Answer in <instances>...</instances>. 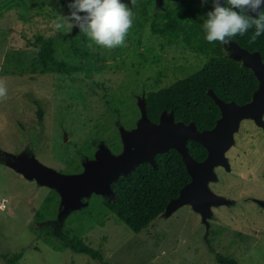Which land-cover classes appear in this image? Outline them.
I'll return each instance as SVG.
<instances>
[{"label":"rangeland","instance_id":"obj_1","mask_svg":"<svg viewBox=\"0 0 264 264\" xmlns=\"http://www.w3.org/2000/svg\"><path fill=\"white\" fill-rule=\"evenodd\" d=\"M173 1L183 0H136L135 7L122 0L134 13L133 25L125 46L106 49L89 48L76 27L55 29L72 0H0V80L7 87L0 99V253L23 250L19 264H219L213 247L237 264H264V126L253 118L239 121L224 152L227 164L213 167L208 187L224 201L211 204L206 217L183 204L134 232L106 207L112 193L93 191L79 207L64 210L61 192L24 170L32 162L76 175L100 148L120 154L122 134L137 127L146 93L202 68V54L180 40L162 47L146 21ZM141 3L149 12L137 33ZM36 38L52 40L57 60L87 69L33 73L28 42ZM223 48L231 58L237 52L232 44ZM34 98L43 109L41 122ZM68 237L100 250L102 259L74 252Z\"/></svg>","mask_w":264,"mask_h":264},{"label":"trees","instance_id":"obj_2","mask_svg":"<svg viewBox=\"0 0 264 264\" xmlns=\"http://www.w3.org/2000/svg\"><path fill=\"white\" fill-rule=\"evenodd\" d=\"M211 4V0L203 3L206 6ZM221 4L226 6V0H221ZM141 6L144 11L139 10L141 17L136 18L137 33L145 20L143 13L148 11V5L141 3ZM208 9L193 7L191 0H183L182 3L173 1L164 5L163 10L151 11L148 19L146 18L152 31L160 36L162 47L180 40L205 57V62L199 70L146 93V114L153 122H158L161 113L165 111L172 114L176 121L194 123L200 131L211 129L220 117V109L210 92L224 102L244 104L252 99L254 91L258 88V79L250 67L226 56L224 45L219 42L210 44L206 41L202 23L209 12ZM253 31L254 29H250L244 36L234 37L233 41L249 52H259L264 63V35L258 37L255 43H250ZM28 44L34 47V56L31 59L33 73L70 74L87 69L83 64L57 60L51 39L36 38ZM33 101L38 106L36 114L41 122L43 109L38 99L34 98ZM186 146L196 161H202L207 156V149L195 140L188 139ZM190 180L191 176L180 152L170 147L155 154L154 164L148 161L140 162L129 173L120 175L113 181V198L105 205L119 221L132 231L139 232L165 212L168 203L179 195L181 188ZM65 244L74 252L102 259L100 250L76 237H68ZM209 251L219 264L238 263L234 257L224 255L213 247H210ZM22 255L23 250H18L11 254L0 253V258L5 264H19Z\"/></svg>","mask_w":264,"mask_h":264},{"label":"water","instance_id":"obj_3","mask_svg":"<svg viewBox=\"0 0 264 264\" xmlns=\"http://www.w3.org/2000/svg\"><path fill=\"white\" fill-rule=\"evenodd\" d=\"M231 44L237 49L232 59L243 58L246 62L243 65L252 69L259 84L252 99L244 104L224 102L210 92L220 109V117L211 129L200 131L194 123L185 124L176 121L172 114L165 111L161 113L158 122H153L146 114L144 101L137 127L129 133L122 134L124 149L120 154L112 155L107 149L100 148L88 168L76 175H62L30 162L27 169H24L26 175L41 177L44 182L54 185L62 194L64 210H68L79 207L81 197L93 191L102 194L112 193L111 183L116 181L121 173L126 175L140 162L148 161L154 164L155 154L172 147L180 152L191 180L181 188L179 195L168 203L165 212L168 213L180 205L189 203L193 209L206 217L211 204H220L224 201L210 191L208 182L214 178L213 167L227 164L224 152L232 143L233 132L238 129L239 121L250 117L257 124L264 126L262 119L264 63L259 52H249L235 41ZM188 139L201 143L207 149L204 160L196 161L191 157L186 146ZM261 203L264 205V201Z\"/></svg>","mask_w":264,"mask_h":264},{"label":"clouds","instance_id":"obj_4","mask_svg":"<svg viewBox=\"0 0 264 264\" xmlns=\"http://www.w3.org/2000/svg\"><path fill=\"white\" fill-rule=\"evenodd\" d=\"M202 4L208 0H201ZM213 8L207 12L202 29L208 43L219 42L230 48L233 38L254 29L249 42L255 43L264 35V0H211ZM135 7L136 0H131ZM69 15H61L54 23L57 30L66 27L79 29L89 40L88 47L114 49L125 46L133 25L134 13L122 0H72ZM7 97V87L0 80V99Z\"/></svg>","mask_w":264,"mask_h":264},{"label":"built area","instance_id":"obj_5","mask_svg":"<svg viewBox=\"0 0 264 264\" xmlns=\"http://www.w3.org/2000/svg\"><path fill=\"white\" fill-rule=\"evenodd\" d=\"M4 202H5V201H3V203H2V204H3V206H5V203H4Z\"/></svg>","mask_w":264,"mask_h":264}]
</instances>
